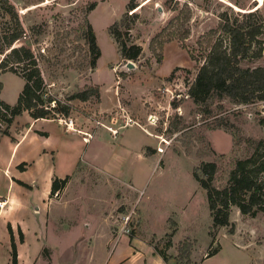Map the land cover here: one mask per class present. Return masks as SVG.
I'll return each mask as SVG.
<instances>
[{
    "label": "rangeland",
    "instance_id": "374dc122",
    "mask_svg": "<svg viewBox=\"0 0 264 264\" xmlns=\"http://www.w3.org/2000/svg\"><path fill=\"white\" fill-rule=\"evenodd\" d=\"M98 1L103 2L90 13V3ZM130 1L0 0V47L6 36L25 29L24 43L35 52L34 71L42 74L47 93L64 100L91 84L94 66L85 37L89 13L100 48L97 78L110 82L113 72L108 64L120 63L123 68L130 60L134 65L127 66L129 79L143 84L137 93L127 90L128 80L120 81L121 105L108 111H97L96 96L71 99L69 116L74 128L81 130L64 133L55 128L53 134L61 133L67 143L75 144L82 159L58 195L46 198L45 243L34 264H262L264 213L252 216L231 206V224L212 226L205 189L193 176V168L214 161L212 182L223 185L234 159L250 154L254 142L264 136V125L258 121L264 115V99L233 102L212 95L206 110L192 101L187 90L199 63L188 51L197 54L199 35L217 27L222 12L241 18L243 12L257 8L263 16L264 40V0H134L136 6L129 8ZM185 7L190 10L186 47L177 39L166 41L157 60L149 48L151 37L180 8L183 15ZM133 13L137 15L132 17ZM123 16L129 25L121 22ZM131 41L141 45L140 55L121 57L120 49ZM8 49L0 51V57ZM241 63L264 66V43L260 56ZM0 80V97L14 103L22 77L6 69ZM123 114L143 127L127 123ZM148 114L156 116L155 122L148 121ZM22 125L18 121L13 134ZM83 131L92 133L90 141H82ZM159 134L168 142H162ZM159 145L164 146L162 152ZM66 154L71 155L68 149L60 150L54 161L59 170L69 172ZM33 215L30 210L31 219ZM16 235L22 238L20 229ZM183 238L193 241L188 261L176 258ZM158 250L168 256L166 261Z\"/></svg>",
    "mask_w": 264,
    "mask_h": 264
},
{
    "label": "trees",
    "instance_id": "16d2710c",
    "mask_svg": "<svg viewBox=\"0 0 264 264\" xmlns=\"http://www.w3.org/2000/svg\"><path fill=\"white\" fill-rule=\"evenodd\" d=\"M95 5L96 2L90 3L89 9L91 10ZM134 6L136 3L131 0L128 7ZM181 11L182 8L149 41V48L159 61L161 60L159 48L164 42L177 39L182 47H186L183 40L190 33L187 25L190 10L188 7L183 8V15H180ZM136 15L137 13H133L132 17ZM121 22L129 25L128 19L126 20L124 16ZM262 31L263 16L256 8L243 12L241 18L231 16L227 11L222 12L217 27L210 28L199 35L196 40L197 54L188 51L191 59L199 61L195 76L187 90L195 104L204 105V109L209 110L207 100L212 95L227 96L233 102L264 99V66L241 63L244 59L261 55L264 43L260 36ZM25 32L27 33L25 29H21L8 36L4 35L6 36L3 41L5 46L0 47L1 52L9 48L0 57V72L9 69L23 79L22 87L14 103H9L0 97V137L8 134L11 140H15V136L9 130L10 124L15 116L24 110H27L33 118H56L57 112L59 115L70 114L71 99L87 100L90 96H96L97 100L100 98L99 85L96 83L85 84L82 88L67 94L64 100L47 93V83L42 74L39 70L34 71L37 69L35 52L30 45L24 43L25 39H22ZM85 37L92 53L91 65L95 66L96 59L100 55V48L90 23L85 30ZM17 41L19 44H15ZM141 50L140 44L131 41L120 49V55L124 58L136 59ZM2 86L3 83L0 80V92ZM51 111L55 112L51 113ZM258 121L264 125V115H261ZM23 126L17 128L16 132L19 133ZM25 163L22 161L18 167L23 169ZM216 168L214 161H202L199 167L193 168V176L205 189L212 226L231 224L229 220L231 206H236L241 213L252 216L258 211L264 213V136L254 142L250 154L234 159L227 179L221 186L212 182ZM197 169H200L202 174H199ZM69 176V174L64 177L52 176L49 196L55 192L58 195L59 189L64 187ZM18 182L24 184L21 180ZM8 228L10 231V226ZM192 246L193 241L189 238L179 240L176 258L188 261ZM12 247V264H16L17 253L14 243ZM218 249L219 247L213 249L209 255L217 252ZM158 252L166 261L168 256L165 252L161 250ZM262 264H264V258Z\"/></svg>",
    "mask_w": 264,
    "mask_h": 264
},
{
    "label": "crops",
    "instance_id": "0c3cea01",
    "mask_svg": "<svg viewBox=\"0 0 264 264\" xmlns=\"http://www.w3.org/2000/svg\"><path fill=\"white\" fill-rule=\"evenodd\" d=\"M101 2L103 1H98L90 13ZM90 13L89 22L96 35ZM108 65L113 72L110 82L97 78L98 61L90 72V83L99 85L100 98L95 104L97 111H108L121 105L118 90L120 81L128 80L127 90L137 93L143 87L142 82L136 83L134 78L129 79L126 63V66H122L123 68L120 63ZM20 117H23L22 121L19 120ZM18 121L24 126L19 133L13 134L12 128ZM55 128L62 129L64 133H75L81 130L64 127L57 117L33 118L27 110H24L16 115L9 129L15 136V140H11L8 134L0 137V264H12L13 243L16 245L17 264H34L35 261H40V250L45 243L46 198L49 196L51 177L70 175V171L72 172L79 159H82L78 155L75 144L71 141L67 143L68 139L61 137V133L53 134ZM82 141L85 140L82 139ZM63 149H68L71 154H66L65 160L69 162L64 161L66 166L70 165L69 172L64 169L59 170V167L55 165L54 158ZM138 154L140 155V150ZM22 161L26 163L23 164L24 168L20 169L18 164ZM85 161L99 167L93 161ZM30 210L35 214L32 219ZM17 229L22 232V238L19 240L16 235Z\"/></svg>",
    "mask_w": 264,
    "mask_h": 264
},
{
    "label": "built area",
    "instance_id": "2783aa9c",
    "mask_svg": "<svg viewBox=\"0 0 264 264\" xmlns=\"http://www.w3.org/2000/svg\"><path fill=\"white\" fill-rule=\"evenodd\" d=\"M26 37H27V33L25 32V33L22 35V38L24 39V38H26ZM123 116L125 117V121H126L127 123H131V124H132V123H135V124H138L139 126H142V127H143L142 124H140L137 120H133L130 116H126L125 114H123ZM57 118H58V120H59L60 122L66 124V128H68V129H76V128H74V126H73V120H72V117H71V116L61 114V115H58ZM147 118H148V121L151 122V123L155 122V120H156V116H155L154 114H148ZM106 127H107L112 133H115V132L117 131V129L114 128V127H111V126H106ZM91 135H92V133H90L89 131H83V140L88 141L89 138L91 137ZM158 137L160 138V140H161L162 142H164V143H167V142H168L167 139H166V137H163V135L159 134ZM163 149H164V146H162V145L157 146V150H158L159 152H162ZM56 194H57V192H55V195H56Z\"/></svg>",
    "mask_w": 264,
    "mask_h": 264
},
{
    "label": "water",
    "instance_id": "95a60500",
    "mask_svg": "<svg viewBox=\"0 0 264 264\" xmlns=\"http://www.w3.org/2000/svg\"><path fill=\"white\" fill-rule=\"evenodd\" d=\"M126 65H127L128 67H133L134 62H132V61H130V60H127Z\"/></svg>",
    "mask_w": 264,
    "mask_h": 264
}]
</instances>
